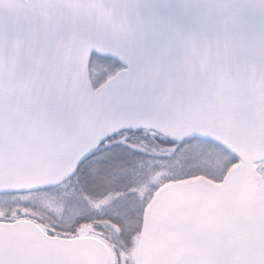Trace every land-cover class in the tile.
<instances>
[{
  "label": "snow or ice",
  "instance_id": "obj_1",
  "mask_svg": "<svg viewBox=\"0 0 264 264\" xmlns=\"http://www.w3.org/2000/svg\"><path fill=\"white\" fill-rule=\"evenodd\" d=\"M0 264H264V0H0Z\"/></svg>",
  "mask_w": 264,
  "mask_h": 264
}]
</instances>
